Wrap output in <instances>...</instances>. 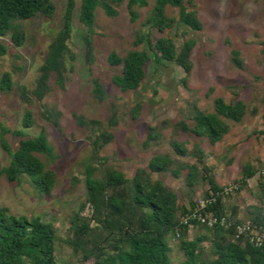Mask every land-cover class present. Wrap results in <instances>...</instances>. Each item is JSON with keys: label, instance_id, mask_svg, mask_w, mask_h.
I'll use <instances>...</instances> for the list:
<instances>
[{"label": "rangeland", "instance_id": "1", "mask_svg": "<svg viewBox=\"0 0 264 264\" xmlns=\"http://www.w3.org/2000/svg\"><path fill=\"white\" fill-rule=\"evenodd\" d=\"M52 1L55 5L52 17L37 14L22 21L25 40L21 45L15 46L9 35L0 37L8 50L0 56V76L9 71L16 83L29 88L33 86L47 47L63 24L66 0ZM79 4L80 0H76L71 37L65 53L64 89L55 84L42 101L29 104L22 103L15 90L7 94L0 91V126L10 131L18 130L22 138L37 135L44 129L54 158L49 159L43 154L37 156L55 172L54 187L49 195L43 197L26 180L9 182L1 176L0 206L7 207L13 214L37 215L42 221L50 222L56 229V259L66 264L93 262L92 259L76 261L65 243L67 220L85 198L84 169L89 163L114 166L127 178H131L137 168H147L149 158L155 154H168L173 160L172 168L191 163L201 168L194 151L199 147L204 152L205 165L221 186L234 185L246 163L257 170L264 167V134L261 133L264 130V52L260 44L264 40V0H195L201 29L194 30L177 23L165 32L178 49L185 40H194L190 54L192 69L187 73L174 62H157L150 53L151 59L145 67V77L140 86L124 92L112 82L121 66L109 64L107 56L112 50L124 55L132 47L138 29L151 33L152 37L159 35L144 24L153 0H149L148 6L138 9V17L134 21H131L125 1L117 7L116 16H108L97 7L92 26L91 62L84 39L88 28L79 20ZM167 14L177 16L178 10L168 7ZM139 48L144 49L145 44ZM231 48L240 51L242 68L232 65ZM94 80L104 86L102 101L94 96ZM215 97H222L226 102L241 99L246 104V112L240 122L226 120L230 128L219 142L211 145L206 138L175 133L173 124L179 120L190 122L194 106L212 111ZM112 104L118 108V126L112 131L113 139L95 157L86 138L87 130L78 126L75 115L106 122ZM138 104L137 115L133 117L132 108ZM54 108L61 113L58 121L62 132L42 115L44 110L52 112ZM26 109L33 116L30 127L21 125ZM149 126L156 127L160 136L145 145ZM19 137L10 132L4 135L11 149L17 147ZM171 140L183 142L188 152L185 155L176 153L170 145ZM8 161V154L0 145V168ZM186 173L187 169L182 168L178 177L173 176L170 170L151 173V177L162 180L175 190L179 203L187 206L188 197L193 200L201 198L206 182L196 185L194 191L188 193ZM260 179L257 172L243 191L224 198L228 205L241 207L240 216L244 219L247 218V205L262 204L264 208ZM89 213V208H86L83 214ZM195 233L196 229L191 228L188 237L192 238ZM168 241L172 263L184 260L175 235L169 234ZM202 245V256L209 260L212 257L209 242Z\"/></svg>", "mask_w": 264, "mask_h": 264}, {"label": "trees", "instance_id": "2", "mask_svg": "<svg viewBox=\"0 0 264 264\" xmlns=\"http://www.w3.org/2000/svg\"><path fill=\"white\" fill-rule=\"evenodd\" d=\"M124 1L131 21L138 17L139 8L149 4V0H80L79 20L88 28L84 39L90 62L93 60L92 26L96 8H102L108 16H116L117 7ZM75 4L76 0H66L62 27L47 47L43 61L37 68L38 75L33 86L29 88L25 84L16 83L11 72L4 71L0 76L2 93L15 90L20 101L29 104L42 101L55 84L64 89L67 71L65 53L71 37ZM168 7L176 8L177 16L167 14ZM54 11L52 0H0V37L9 35L14 45L19 46L25 40L22 21L37 14L50 18ZM177 23H183L194 30L201 29L195 0H153L144 24L159 35L152 37L151 33H143L138 29L132 47L124 55L114 50L108 54L109 64L121 66L120 72L112 77V82L121 91L135 90L140 86L145 77V67L151 59L150 53L157 62H174L187 73L192 69L190 54L194 40H185L178 49L171 36L165 34ZM142 43L145 44L144 49L139 48ZM260 44L264 52V40ZM7 51V46L0 40V56ZM230 54L232 65L242 68L240 51L231 48ZM94 83V96L102 101L105 96L104 86L97 80ZM138 108L139 104L132 108L133 117L137 115ZM245 112L246 104L243 100L226 102L222 97H215L212 111L194 106L190 122L179 120L173 127L175 133L184 132L206 138L214 145L229 131L230 126L226 120L240 122ZM60 114L55 108L52 112L44 110L42 113L48 122L62 132L58 121ZM75 119L78 126L87 130L86 138L97 157L99 150L113 139L112 131L119 122L118 108L112 104L106 122L85 119L82 115H75ZM32 123V112L26 109L21 125L30 127ZM8 132L20 136L15 149H11L4 138ZM44 132L42 129L37 135L22 138L18 130L10 131L0 126V145L9 158L8 164L0 168V177L4 176L9 182L24 179L41 197L49 195L55 184V172L47 168L37 156L43 154L49 159L54 158L53 149ZM261 133L264 134V130ZM159 136L156 127L149 126L144 144L148 145ZM170 145L180 155L188 152L185 144L178 140H171ZM194 151L198 162L202 164L201 168L195 163L172 168L173 160L168 154H155L149 158L147 168H137L131 178H127L114 166L101 162L99 166L87 164L83 180L85 198L67 220L68 235L65 243L73 258L80 262L92 259V264H173L168 235L174 234L184 255V260L177 264H264V244L255 245L247 232L240 233L237 228L249 220L261 226L264 231L263 205H247V218L244 219L240 216L241 207L238 204L228 205L224 200L233 193L243 191L248 186V180L257 172L264 195V167L257 170L246 163L241 177L234 181V188L225 193V186L216 182L212 171L205 165L203 150L195 147ZM182 168L187 169L185 183L189 188L188 193L194 191L196 185L206 182L201 198L210 199V202L207 201L199 209L200 212L205 216H224L225 223L209 226L206 220L192 219L188 223L181 221L183 215L194 211L198 200L188 197L187 206L179 203L177 192L162 180L152 179L151 173L170 170L173 176L178 177ZM86 208H89V215L83 214ZM191 228L196 229V233L189 238ZM205 241L209 242L212 254L209 260H204L202 256V243ZM55 242L56 229L50 222L42 221L37 215L27 217L13 214L7 207L0 206V264H66L57 261Z\"/></svg>", "mask_w": 264, "mask_h": 264}, {"label": "built area", "instance_id": "3", "mask_svg": "<svg viewBox=\"0 0 264 264\" xmlns=\"http://www.w3.org/2000/svg\"><path fill=\"white\" fill-rule=\"evenodd\" d=\"M232 188H234V185L225 186L223 191L227 193L228 191L232 190ZM211 199L214 200V197H212ZM207 201L210 202V199L205 200V199L200 198L198 200V206L194 209V211L183 215L181 217V221L183 223H188L189 220H192V219H197L199 221L206 220L209 226H212L215 223H220V224L225 223L226 218L224 216L220 218L217 217L216 215L205 216L200 212L199 209L204 207ZM237 228L240 233L247 232V234L249 235L250 241L253 242L255 245L261 246L264 244V231L262 230L261 226L253 224L249 220H247L245 223L239 224Z\"/></svg>", "mask_w": 264, "mask_h": 264}]
</instances>
